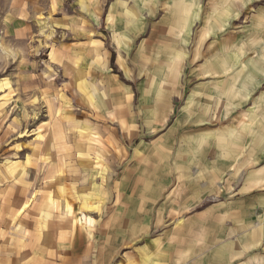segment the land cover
<instances>
[{"label": "rangeland", "instance_id": "rangeland-1", "mask_svg": "<svg viewBox=\"0 0 264 264\" xmlns=\"http://www.w3.org/2000/svg\"><path fill=\"white\" fill-rule=\"evenodd\" d=\"M251 180L264 189V0H0V264L62 213L130 218L135 260L113 264H161L160 228L190 219V263L215 264L221 207ZM230 246L216 264H264V241Z\"/></svg>", "mask_w": 264, "mask_h": 264}, {"label": "crops", "instance_id": "crops-1", "mask_svg": "<svg viewBox=\"0 0 264 264\" xmlns=\"http://www.w3.org/2000/svg\"><path fill=\"white\" fill-rule=\"evenodd\" d=\"M182 177L178 172L176 179H183ZM249 186L246 188L236 187L237 191L234 193V198L231 199L232 208L229 214L222 212L223 209L221 207V216L226 222H231V226L226 229L227 233L225 238H221L222 243L218 246L217 250L221 253L210 258V262L212 263L216 264V262H221L222 257L227 255L225 250L231 247V243L235 249L240 247L245 251H251L254 245L264 241V195L260 194V190L264 189L261 188L262 186H259L256 180H251ZM179 190L177 189L176 192H179ZM120 196L122 195L120 194ZM244 197L255 200L256 203L249 205L250 207L246 210L243 200ZM125 209L123 207V211ZM132 214L133 209L131 211L129 207L127 211L128 217L132 216ZM63 215L64 213L61 214L60 218L62 217L63 219H61L66 220L69 224L65 225L58 218V221L51 222L50 228L36 230V225H33L29 229L28 236L27 233L22 236L28 237L29 239H27L29 241L26 242L27 248L19 251V256L14 258L16 264H19L22 259L28 262L23 264H36L37 260L40 261L37 264H101L104 256L106 257L105 259H110V264H113L118 262L119 256L116 255L123 249L126 255H123L122 259L126 263L129 260H135V250L129 247V243L131 245L133 244V238L128 234L129 231H132L133 226L130 218L124 219V223L116 225L115 228H112V226V230L102 231L98 226H94L92 229H88L82 224L78 226L73 220ZM88 219V222L92 224V219L90 217ZM185 226L191 227L192 229L190 228V233L186 232L183 235L181 230ZM197 226H194L190 219L180 223H177L176 220L165 221L160 228L162 233L157 240V244L162 246L159 247V257L162 260L161 264H191L189 260H197L194 253L200 251V248L198 249L192 243L196 240L194 238V228ZM211 226V220L202 226V230L204 232L210 230L211 235L206 236L200 244L201 246L207 248L213 247L209 241L214 239ZM38 232H41V234ZM103 233L106 235H103ZM107 249L110 251V254L106 252L108 251ZM32 253H36L37 255H33L31 260L26 258L31 257Z\"/></svg>", "mask_w": 264, "mask_h": 264}]
</instances>
